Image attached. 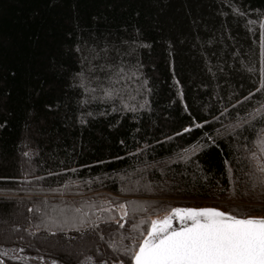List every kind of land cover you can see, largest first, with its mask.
I'll return each instance as SVG.
<instances>
[{"label": "trees", "instance_id": "16d2710c", "mask_svg": "<svg viewBox=\"0 0 264 264\" xmlns=\"http://www.w3.org/2000/svg\"><path fill=\"white\" fill-rule=\"evenodd\" d=\"M260 140L264 0H0V264H131L172 208L264 216Z\"/></svg>", "mask_w": 264, "mask_h": 264}, {"label": "snow or ice", "instance_id": "6c2138e0", "mask_svg": "<svg viewBox=\"0 0 264 264\" xmlns=\"http://www.w3.org/2000/svg\"><path fill=\"white\" fill-rule=\"evenodd\" d=\"M259 143L264 151V140ZM124 208L121 204V217L127 215ZM173 214L178 227L172 226ZM129 239L133 246L121 244L119 251L130 256L131 264H264V216H237L218 208H172L162 218L152 217L139 240ZM110 247L115 249V243ZM117 264L129 262L121 259Z\"/></svg>", "mask_w": 264, "mask_h": 264}, {"label": "rangeland", "instance_id": "374dc122", "mask_svg": "<svg viewBox=\"0 0 264 264\" xmlns=\"http://www.w3.org/2000/svg\"><path fill=\"white\" fill-rule=\"evenodd\" d=\"M212 207V206H211ZM163 215L157 216V218H162ZM6 253L13 259L11 264H53V261L56 262V264H60L58 261L44 257L41 255H28L21 253L17 248H10L6 249ZM106 264L105 261H93L89 257H84L80 261V264Z\"/></svg>", "mask_w": 264, "mask_h": 264}, {"label": "water", "instance_id": "95a60500", "mask_svg": "<svg viewBox=\"0 0 264 264\" xmlns=\"http://www.w3.org/2000/svg\"><path fill=\"white\" fill-rule=\"evenodd\" d=\"M197 208H216V207L203 206V207H197ZM221 211H222V210H221ZM172 226H173V227H178V226H179V222L176 220V218H175V214L173 215Z\"/></svg>", "mask_w": 264, "mask_h": 264}]
</instances>
